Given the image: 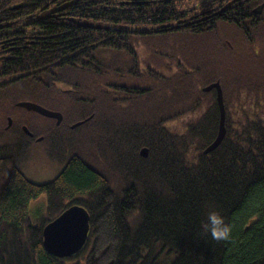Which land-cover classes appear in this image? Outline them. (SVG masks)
I'll use <instances>...</instances> for the list:
<instances>
[{"label": "trees", "instance_id": "obj_1", "mask_svg": "<svg viewBox=\"0 0 264 264\" xmlns=\"http://www.w3.org/2000/svg\"><path fill=\"white\" fill-rule=\"evenodd\" d=\"M135 2L0 0L2 22L17 20L11 32L28 27L31 41L0 63V73L11 67L31 72L30 83L40 74L42 91L50 93L42 102L56 101L55 83L63 82L70 91L58 93L71 102L57 103L91 116L76 139L82 153L68 113L44 136L61 164L45 182L31 180L22 168L20 155L34 138L0 144V264H70L45 249L43 230L76 204L90 216L79 251L86 264H264V49L253 50V73L235 70L238 58L230 56L217 59L223 63L219 75L185 62L169 73L158 60L141 59L133 39L201 32L169 15L185 0ZM63 4L59 12L67 18H37ZM84 20L108 28L79 26ZM171 20L180 29L167 32ZM108 49L130 60L124 78L114 81L116 72L95 55ZM165 64L172 68L174 60ZM67 70L62 79L59 73ZM216 80L225 91L227 133L205 154L220 114L215 91L203 87ZM143 147L147 157L139 153ZM213 209L231 225L228 239H214L202 227Z\"/></svg>", "mask_w": 264, "mask_h": 264}, {"label": "rangeland", "instance_id": "obj_2", "mask_svg": "<svg viewBox=\"0 0 264 264\" xmlns=\"http://www.w3.org/2000/svg\"><path fill=\"white\" fill-rule=\"evenodd\" d=\"M170 25H173V23L171 22ZM173 29L178 30L180 28L172 27L171 30ZM187 32L188 31L184 30V32L173 34L136 37L133 39V42H135L136 44V51L141 56V59L148 58L151 62L158 60V65L162 64L163 68H166L169 73L173 72L178 63L183 62L184 64L185 62L188 68L203 66L204 71L212 69V71L219 75L222 73L223 63H218L217 59H223L229 56L231 58H238V65L237 68H234L235 70H242L244 72H247V74L253 73L255 71L256 66L253 65L249 59L252 58V56L253 58H255L257 54H254V51L251 49H248L246 52V47L244 45V40H242L240 31H238L232 25L220 24V32L216 35H210L212 32L205 34H194L192 32H189V34H186ZM224 42L228 43L232 48H226L228 46H225ZM249 46L251 47V45ZM95 55L98 56L107 67H111V69L108 68V71L112 70L116 72V75H113L115 76L114 81L124 78L122 77V75H125V64H128V62H130L126 54L108 49L104 52H95ZM169 60H174V66L168 69L169 66L166 67L165 63ZM184 67H186L185 64ZM169 73H167L168 76ZM59 76L62 79H66L67 71L59 73ZM215 77L216 76H211L208 79H214ZM58 87H60L61 90L63 89V91L67 88L64 83H59ZM31 90L32 87H30V90L27 91V101L42 104L39 101V93H33L31 92ZM45 94L50 93L45 92ZM55 98L56 101L54 97H52L50 98L53 99L52 101L46 100V103H43L42 105L51 110L56 111L59 108L61 111H63L64 114L68 113L71 117L69 118V122H71V125H74L76 122H81L87 116L86 112H79L76 116V108L74 109L72 104L61 105V103H57L58 100L70 103L71 101L66 96L61 94V97ZM27 122L29 124V128L36 135L46 136L51 131H53V127L54 129L56 128L55 120L43 117L33 111H29L27 113ZM80 126H82V128L79 129ZM84 132H87V129H84L83 125L77 126L73 130L72 139L77 142L76 139L80 138L79 136H81ZM46 142L48 141H33L30 144V149H28L27 153L20 155L23 156L21 161L22 165L24 164V166L22 168H24L26 176L31 180L39 183L50 180L58 173V168L61 167V164L59 163V154H56L53 150H51L52 147L46 144ZM57 148L61 149L59 145L57 146ZM76 149L79 153H82V145H80L78 142ZM112 185L118 188L116 179L112 178ZM82 254L83 252L81 254L77 252L72 256L62 258H67L70 264H86V259L84 256H82Z\"/></svg>", "mask_w": 264, "mask_h": 264}, {"label": "flooded vegetation", "instance_id": "obj_3", "mask_svg": "<svg viewBox=\"0 0 264 264\" xmlns=\"http://www.w3.org/2000/svg\"><path fill=\"white\" fill-rule=\"evenodd\" d=\"M185 1L186 3L182 10L174 13L173 9L169 15L171 17L176 16L185 19L184 27L186 26L189 29L190 26L196 27L201 32L194 34L212 32L210 35H216L220 32V24H229L240 31L246 48H252V50H256V48L264 49V0ZM146 2H148V0H136L135 3L142 5ZM55 15H57V17L60 15L62 18H67L68 13L56 12ZM30 17L31 16H27L26 19H24L26 24ZM2 20L3 19H0V63L7 61L6 57L8 55H13L17 49H25L31 43L29 40L30 35L27 33L29 32L28 27L11 32L10 29H15L13 27L17 20L7 23L2 22ZM256 29L260 31L257 32ZM250 33H258L261 37L259 39L258 35L254 37L251 36ZM186 34H189V31ZM247 43H249L251 47L246 46ZM224 44L228 46L226 48H232L228 43L224 42ZM26 72L27 71L24 70L18 71L17 69L13 71L11 67L9 73L5 72L6 75L0 73V144L11 143L13 141L21 142L25 135H34L29 134L26 130V128L29 127L27 122V113L29 110L20 106V103L27 101V91L30 90L29 81L31 77ZM33 78H37V81L33 83L41 86L43 77L36 73V76H33ZM55 87L57 89L56 91L60 92L58 83H55ZM56 91H54V95L56 93V96L61 97V94ZM64 91L69 92L70 90ZM38 93L39 97L43 99L42 95L45 94H41L40 88L38 89ZM40 102L42 104L44 103L42 101ZM58 111L62 113L61 119L52 118L55 120L56 125L66 122L63 111Z\"/></svg>", "mask_w": 264, "mask_h": 264}, {"label": "water", "instance_id": "obj_4", "mask_svg": "<svg viewBox=\"0 0 264 264\" xmlns=\"http://www.w3.org/2000/svg\"><path fill=\"white\" fill-rule=\"evenodd\" d=\"M21 5H17L14 9L19 8ZM62 7H54L41 13L39 18H46L52 12L60 10ZM80 26L106 29L108 27L100 24L85 20L78 23ZM216 89L217 101L220 107V124L216 139L204 150V153H209L215 150L223 141L226 135V111L223 99V90L219 81L213 82L203 88L204 91H211ZM21 106H25L30 110H34L39 114L47 117L61 119L62 114L57 111L49 110L41 105L32 102L20 103ZM83 122V121H82ZM82 122L76 123L73 127H76ZM27 132L33 135L27 128ZM40 140V139H39ZM143 157L148 156V149L143 148L140 152ZM90 230V216L88 211L79 205H74L63 212L52 222L48 223L43 230L44 247L52 255L57 257H69L79 252L88 239V233Z\"/></svg>", "mask_w": 264, "mask_h": 264}, {"label": "clouds", "instance_id": "obj_5", "mask_svg": "<svg viewBox=\"0 0 264 264\" xmlns=\"http://www.w3.org/2000/svg\"><path fill=\"white\" fill-rule=\"evenodd\" d=\"M208 221L202 224V227L206 232H209L214 239H228L232 227L225 223L224 217L218 210H211L208 213Z\"/></svg>", "mask_w": 264, "mask_h": 264}, {"label": "bare ground", "instance_id": "obj_6", "mask_svg": "<svg viewBox=\"0 0 264 264\" xmlns=\"http://www.w3.org/2000/svg\"><path fill=\"white\" fill-rule=\"evenodd\" d=\"M54 14H50L48 17H51V16H53ZM55 16V15H54ZM47 18V17H46ZM67 72H68V70H67ZM27 74H31V72H26Z\"/></svg>", "mask_w": 264, "mask_h": 264}]
</instances>
